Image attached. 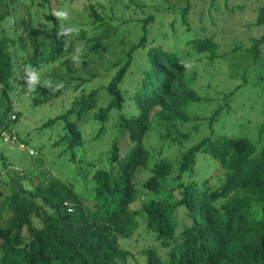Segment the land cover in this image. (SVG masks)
Returning a JSON list of instances; mask_svg holds the SVG:
<instances>
[{"label": "trees", "instance_id": "obj_1", "mask_svg": "<svg viewBox=\"0 0 264 264\" xmlns=\"http://www.w3.org/2000/svg\"><path fill=\"white\" fill-rule=\"evenodd\" d=\"M30 1L48 11V17H20L11 35L3 26L8 12L2 13L0 2L1 138L20 119L10 116L17 66L46 67L45 77L54 86L63 81L65 87L54 93L42 87L33 99L36 105L81 89L69 109L38 128L60 125L55 144L63 146L61 155L73 165V178L47 169L23 175L10 170L9 181L0 176V187L7 189L0 188V203L11 214L8 225L0 227V264H130L133 252L124 245H134L141 223L145 264H264V111L255 139L211 126L208 135L189 145L193 132L181 129L191 119L190 106L202 100L181 61L192 63L193 77L195 55L214 61L220 48L215 30L208 35L211 31L194 25L191 16L216 25L211 9L219 10L221 1L227 7V0H201L209 4L207 14L194 12L193 1L186 0L176 11L184 29L174 35L172 48L148 47L154 13L143 18L138 41L129 38L132 19L122 17L137 0H114L118 7L109 9L91 2L80 10L73 6L78 0ZM64 8L68 21L50 15ZM61 23L78 27V33L58 38ZM254 23L264 25V4ZM175 24L173 20L178 33ZM77 46L83 49L78 64L69 55ZM246 51L251 61L246 71L253 63L264 69V34ZM108 53L115 60L96 66ZM94 81H102L99 88H90ZM101 88L110 100L95 114L97 134L87 136L80 120L96 107ZM217 107L211 119L230 113L229 108L221 114ZM154 127L165 131L156 155L147 144ZM106 134L113 135L110 145L88 157L93 140ZM17 141L25 144L19 135ZM174 146L175 157L166 152ZM0 163L9 167L2 152ZM140 168L146 170L144 176ZM140 188L151 194L140 198ZM137 201L140 207L133 210Z\"/></svg>", "mask_w": 264, "mask_h": 264}, {"label": "rangeland", "instance_id": "obj_2", "mask_svg": "<svg viewBox=\"0 0 264 264\" xmlns=\"http://www.w3.org/2000/svg\"><path fill=\"white\" fill-rule=\"evenodd\" d=\"M194 3V12L204 11L208 13L209 4L202 3L201 0H192ZM195 1V2H194ZM2 13L8 12L3 26L6 28L7 35L12 34V27L15 23L20 21V17L32 16L34 20L46 19L48 11H45L40 6L31 5L30 0H0ZM101 3L109 9L111 5L117 8L118 5L114 0H78L73 6L80 10L81 7L88 3ZM226 4L221 1L219 10L211 9L213 15L216 16L217 24L214 25L206 18L201 21L197 15H192L191 20L194 25L206 26L208 35L215 30V40L219 42L218 58L214 61L209 59L204 54H197L192 59L193 64H196L195 76L192 77V63L188 67V73L192 80V87L198 91L202 100L194 102L190 106V121L186 122L181 129L184 131H192L194 142L202 139L203 136L210 133L212 126L216 131L227 132L230 134H237L249 136L255 139L260 122L263 119L264 111V69H258L259 64L253 63L255 66L249 67V72L246 71L245 65L250 61L248 57L247 48H250L254 38H258L264 34V25H256L254 21L257 17L258 8L264 4V0H227ZM238 3H243V7H239ZM115 4V5H114ZM186 4V0H137L132 3L131 7L124 12L125 20L132 19V23L127 24L132 30L129 38L132 41H138L141 34L140 26L143 18L148 14H156V20L150 26L148 47L153 44H163L166 47H171L170 43L174 40V35H178L184 29L180 21V14L176 11ZM237 4V6L235 5ZM54 5H56L54 3ZM66 10V8H64ZM67 11V10H66ZM39 12V14H38ZM176 20L175 27L177 32L171 26V22ZM165 33L167 35H165ZM190 33V32H188ZM183 45V44H182ZM181 45V46H182ZM220 57V58H219ZM115 56L108 53L103 60L96 62V66H100V62L104 61L105 67L108 66L107 60H115ZM200 59V60H199ZM22 66V65H21ZM17 66L16 78L13 81L11 90L12 109L10 116L20 115L18 122L12 124L11 132L19 135L25 141L27 147L20 145V142H5L1 138L2 126L0 125V152L6 158V167L4 163H0V176L3 180L9 181L10 170L13 173L24 174L26 170H49L55 174H59L64 178L72 179L73 165L61 155L62 145H56L57 132L61 129L58 124L54 128L39 130V126L49 118L61 114L69 109L74 102L75 96H79L81 89L74 91L68 90L61 96L55 97L46 104L36 105L33 101L35 96H38L39 90L42 86H38L36 91L26 92L23 87L24 76L23 69L25 67ZM137 67L134 65V69ZM42 82L48 79L45 77L47 68L43 67L40 70ZM115 69L112 70L114 72ZM102 81H94L90 84V88H99ZM239 86V88H237ZM237 88V89H236ZM236 89V90H235ZM235 90L232 96V91ZM110 94L104 88H101L97 93L96 107L91 111L82 115L80 123L88 136L94 137L100 127L98 121L95 119V114L99 107L108 104ZM209 96V97H206ZM216 106L219 107L221 114H224L229 108L230 113L225 117L211 119ZM217 107V108H218ZM76 116V115H75ZM197 127V128H196ZM164 130L154 127L148 137V148L156 155V152L162 146V139L160 133ZM113 139V135L106 134L103 138L94 139L92 142L91 153L87 156L92 158L97 153L107 148ZM31 150H33L31 152ZM178 148L173 147L166 151L169 155L175 157ZM165 154V153H164ZM144 168L139 169L140 176H144ZM25 179L24 184L28 185V180ZM78 188L82 187L80 182L76 183ZM142 184H139L141 186ZM2 191L7 192L5 185L0 187ZM140 198L151 194L145 188H140ZM175 197L178 198L179 192L175 191ZM139 201L133 205V210L139 209ZM139 220L144 219L142 212L138 213ZM10 212L6 208H2L0 203V227H6L10 220ZM140 228L136 229L132 241L134 245L125 243L124 246L131 249L133 252L130 264H145V255L140 252L143 245L146 243L142 239L140 233L144 231L141 229L145 224H140ZM136 238H139L138 240ZM3 240L0 237V248ZM1 258V256H0ZM147 262V259H146Z\"/></svg>", "mask_w": 264, "mask_h": 264}, {"label": "clouds", "instance_id": "obj_3", "mask_svg": "<svg viewBox=\"0 0 264 264\" xmlns=\"http://www.w3.org/2000/svg\"><path fill=\"white\" fill-rule=\"evenodd\" d=\"M50 15L55 17L58 21H68L70 19L69 12L64 9L53 10L50 13ZM78 31H79V28L76 26H66L65 24L61 23L60 28L56 34H57V37L60 38L62 36H69L73 33H78ZM82 54H83V49L77 46L74 48V51L70 53L69 55L72 61L78 64L80 62ZM181 63L185 67H190V65H188L184 61H181ZM23 73H24V76L21 77V79L24 80L23 87L26 89V92L36 91L38 86H42L46 89H49L51 92L54 93L65 87L63 81L56 83L55 86L53 85V82L51 79H46V80H43L42 82L40 71L37 68L32 67L31 65L25 67L23 69ZM24 146L27 147L26 144H24Z\"/></svg>", "mask_w": 264, "mask_h": 264}, {"label": "built area", "instance_id": "obj_4", "mask_svg": "<svg viewBox=\"0 0 264 264\" xmlns=\"http://www.w3.org/2000/svg\"><path fill=\"white\" fill-rule=\"evenodd\" d=\"M13 117H15V115ZM2 136H3V140L5 142H8V141H11V142H14L15 141V142H17V136L13 132H3L2 133ZM20 145L24 146V144H20ZM32 151L33 150H31V152Z\"/></svg>", "mask_w": 264, "mask_h": 264}]
</instances>
